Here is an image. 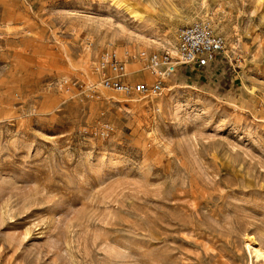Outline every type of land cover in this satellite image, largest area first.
<instances>
[{
    "label": "rangeland",
    "instance_id": "374dc122",
    "mask_svg": "<svg viewBox=\"0 0 264 264\" xmlns=\"http://www.w3.org/2000/svg\"><path fill=\"white\" fill-rule=\"evenodd\" d=\"M194 19L224 41L210 70L101 88L103 53L152 81L134 57L175 55ZM258 246L264 0H0V264H264Z\"/></svg>",
    "mask_w": 264,
    "mask_h": 264
},
{
    "label": "built area",
    "instance_id": "2783aa9c",
    "mask_svg": "<svg viewBox=\"0 0 264 264\" xmlns=\"http://www.w3.org/2000/svg\"><path fill=\"white\" fill-rule=\"evenodd\" d=\"M224 48L222 37L214 31L209 19H194L178 30L175 55L142 51L134 57L141 62L142 70L153 77L152 81L144 76V80L133 84L123 81L127 74V52L122 56L116 52L103 53L93 69L101 75L100 86L104 90L124 96L157 97L178 71L200 73L214 66ZM109 129L105 126L103 132L108 133Z\"/></svg>",
    "mask_w": 264,
    "mask_h": 264
},
{
    "label": "bare ground",
    "instance_id": "6f19581e",
    "mask_svg": "<svg viewBox=\"0 0 264 264\" xmlns=\"http://www.w3.org/2000/svg\"><path fill=\"white\" fill-rule=\"evenodd\" d=\"M176 50V49H175ZM176 53V52H175ZM206 69H208V68H206ZM205 69V70H206ZM203 72V71H202ZM202 72H200V73H202ZM199 74V73H198ZM126 78V77H125ZM124 78V79H125ZM251 241V240H250ZM253 243L255 242V241H252ZM251 242V243H252ZM253 251L258 255V256H262V257H264V251L261 249V248H259V246L257 247V248H254L253 247Z\"/></svg>",
    "mask_w": 264,
    "mask_h": 264
},
{
    "label": "crops",
    "instance_id": "0c3cea01",
    "mask_svg": "<svg viewBox=\"0 0 264 264\" xmlns=\"http://www.w3.org/2000/svg\"><path fill=\"white\" fill-rule=\"evenodd\" d=\"M217 63V62H216ZM216 63H214V64H216ZM215 66V65H214ZM212 67V66H211ZM211 67L210 68H208L209 70L211 69ZM195 74H198V73H195Z\"/></svg>",
    "mask_w": 264,
    "mask_h": 264
}]
</instances>
